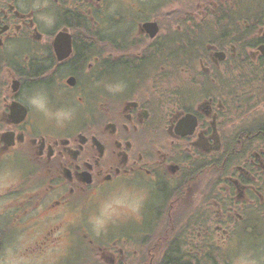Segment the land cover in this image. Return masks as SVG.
Masks as SVG:
<instances>
[{"label": "flooded vegetation", "instance_id": "1", "mask_svg": "<svg viewBox=\"0 0 264 264\" xmlns=\"http://www.w3.org/2000/svg\"><path fill=\"white\" fill-rule=\"evenodd\" d=\"M43 2L51 29L32 0H0V171L22 174L0 191V262L11 250L48 264L56 249L67 264H231L248 244L264 256V0ZM115 81L127 88L111 96ZM37 87L78 110L52 143L23 106ZM120 185L148 190L143 219L97 241L86 218Z\"/></svg>", "mask_w": 264, "mask_h": 264}, {"label": "clouds", "instance_id": "2", "mask_svg": "<svg viewBox=\"0 0 264 264\" xmlns=\"http://www.w3.org/2000/svg\"><path fill=\"white\" fill-rule=\"evenodd\" d=\"M19 6L23 7L24 5L21 3ZM31 8L36 12L35 19L38 25L51 29L57 24V15L54 11H40L48 8V4L43 0H32ZM102 87L109 95L117 96L125 91L127 84L124 81L104 82ZM62 92V89L58 91L57 97L62 95ZM23 106L42 121V134L49 143L54 142L58 138V134L70 129L77 120V107L71 104L54 106L46 87L26 90L23 96ZM3 131L4 129H0V133ZM0 147H4V145H0ZM13 155L14 153H9L8 158L11 159ZM21 179L22 174L19 170L5 168L0 171V191L18 184ZM148 195L146 188H129L125 185L114 188L99 200L95 210L87 216L88 229L94 236L99 237L117 223H123L127 220L140 223L143 219L142 214ZM74 215L78 220V212ZM0 264H30V262L25 257L14 255L9 250ZM231 264H264V256H257L250 250L241 249L232 257Z\"/></svg>", "mask_w": 264, "mask_h": 264}, {"label": "rangeland", "instance_id": "3", "mask_svg": "<svg viewBox=\"0 0 264 264\" xmlns=\"http://www.w3.org/2000/svg\"><path fill=\"white\" fill-rule=\"evenodd\" d=\"M122 1H124L125 2V0H117V3L119 4L120 2H122ZM174 7V6H173ZM167 9H169L168 8V6H163V7H161V10H160V14H165L166 13V11H167ZM125 11V10H124ZM113 227L111 226L110 228H109V230L105 233V234H103V235H101V236H99V237H97V236H94L92 233H91V231L88 229L87 231L89 232V234H90V236L91 237H93V238H97V241H107V240H109V236H110V234L112 233V231L114 230V229H112ZM134 232V230H132V228L131 227H129L128 228V235L129 236H132L131 234ZM136 237H132L131 239H130V241H135L136 239H135ZM18 247V246H17ZM18 249H20L19 247H18ZM241 249H246V250H250V248H249V244L248 245H243L242 247H241ZM65 251H66V249H65ZM65 257H68V259L66 260V259H63V258H65ZM72 259V256H67V254H66V252L63 254V250L62 251H56V249L55 250H49L48 252H47V260H48V264H67V262L66 261H69L70 260V262L71 261H73V260H71ZM4 260V259H3ZM66 262V263H65ZM70 262H68V264H70Z\"/></svg>", "mask_w": 264, "mask_h": 264}, {"label": "trees", "instance_id": "4", "mask_svg": "<svg viewBox=\"0 0 264 264\" xmlns=\"http://www.w3.org/2000/svg\"><path fill=\"white\" fill-rule=\"evenodd\" d=\"M247 243V242H246Z\"/></svg>", "mask_w": 264, "mask_h": 264}]
</instances>
